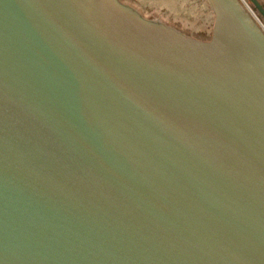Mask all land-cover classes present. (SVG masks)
I'll return each mask as SVG.
<instances>
[{
  "label": "water",
  "instance_id": "obj_1",
  "mask_svg": "<svg viewBox=\"0 0 264 264\" xmlns=\"http://www.w3.org/2000/svg\"><path fill=\"white\" fill-rule=\"evenodd\" d=\"M205 1L0 0V264H264V31Z\"/></svg>",
  "mask_w": 264,
  "mask_h": 264
},
{
  "label": "rangeland",
  "instance_id": "obj_2",
  "mask_svg": "<svg viewBox=\"0 0 264 264\" xmlns=\"http://www.w3.org/2000/svg\"><path fill=\"white\" fill-rule=\"evenodd\" d=\"M122 1L135 7L147 19L161 20L169 26L201 39L211 36L214 14L205 0ZM247 3L252 10L257 12L249 1Z\"/></svg>",
  "mask_w": 264,
  "mask_h": 264
},
{
  "label": "built area",
  "instance_id": "obj_3",
  "mask_svg": "<svg viewBox=\"0 0 264 264\" xmlns=\"http://www.w3.org/2000/svg\"><path fill=\"white\" fill-rule=\"evenodd\" d=\"M240 1L244 4V6L250 12V14L253 16V18L255 19V21L257 22V24L264 31V20L260 16H258L259 14L257 12H255L254 10H252V8L247 3L248 0L247 1L246 0H240Z\"/></svg>",
  "mask_w": 264,
  "mask_h": 264
},
{
  "label": "flooded vegetation",
  "instance_id": "obj_4",
  "mask_svg": "<svg viewBox=\"0 0 264 264\" xmlns=\"http://www.w3.org/2000/svg\"><path fill=\"white\" fill-rule=\"evenodd\" d=\"M249 1V0H248ZM260 5L263 7L264 9V0H258ZM250 2V1H249ZM251 3V2H250ZM252 4V3H251ZM252 6L254 7V5L252 4ZM257 11V13L259 14V16L264 20L263 16L260 14L259 10L255 9Z\"/></svg>",
  "mask_w": 264,
  "mask_h": 264
}]
</instances>
